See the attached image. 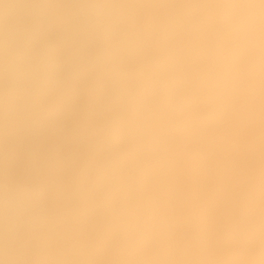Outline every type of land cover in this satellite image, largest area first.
Listing matches in <instances>:
<instances>
[{
  "label": "clouds",
  "instance_id": "clouds-1",
  "mask_svg": "<svg viewBox=\"0 0 264 264\" xmlns=\"http://www.w3.org/2000/svg\"><path fill=\"white\" fill-rule=\"evenodd\" d=\"M0 264H264V0H0Z\"/></svg>",
  "mask_w": 264,
  "mask_h": 264
}]
</instances>
